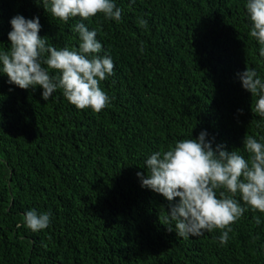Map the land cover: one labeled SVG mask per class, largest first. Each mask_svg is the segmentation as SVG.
<instances>
[{"label": "trees", "instance_id": "obj_1", "mask_svg": "<svg viewBox=\"0 0 264 264\" xmlns=\"http://www.w3.org/2000/svg\"><path fill=\"white\" fill-rule=\"evenodd\" d=\"M114 2L119 22L98 14L65 23L35 0H0V50L10 47L12 17L38 16L57 48H78L76 24L99 25L101 55L115 64L99 113L59 89L45 101L40 86L21 89L0 73V264H264V212L239 194L246 211L227 244L219 229L182 238L162 224L169 202L136 175L147 174L153 152L202 130L246 159L245 135L264 137V117L237 76L249 67L264 80L246 0ZM33 209L51 213L46 229L24 224Z\"/></svg>", "mask_w": 264, "mask_h": 264}, {"label": "clouds", "instance_id": "obj_2", "mask_svg": "<svg viewBox=\"0 0 264 264\" xmlns=\"http://www.w3.org/2000/svg\"><path fill=\"white\" fill-rule=\"evenodd\" d=\"M53 18L65 23L70 18L91 20L98 14L119 22L122 9L114 0H35ZM134 3L135 0H132ZM250 19L249 36L260 45L264 57V0H246ZM147 27V21H138ZM9 46L0 50V73L6 74L10 85L21 89L40 86L47 101L57 90L77 109L90 108L99 113L110 102L100 84L114 74L115 64L110 55H101L102 43L96 29L89 30L81 22L72 31L79 34V46L57 48L40 35L39 17L25 18L17 14L10 20ZM55 73V74H53ZM242 87L249 91L255 103L252 111L264 117V80L255 69L247 67L238 72ZM242 113V109L238 110ZM202 130L195 138L180 139L167 150L155 151L144 161L146 172H137L141 187L162 195L168 202L167 215L162 224L169 232L182 238L202 235L204 231L221 230V245L227 244L231 225L246 211L264 212V137L257 140L245 135L243 147L246 159L237 150L229 151L223 143L213 144ZM178 198V200H177ZM50 212L35 209L25 213L23 222L33 232L50 225ZM160 219V218H159ZM257 225L259 217L255 218Z\"/></svg>", "mask_w": 264, "mask_h": 264}]
</instances>
